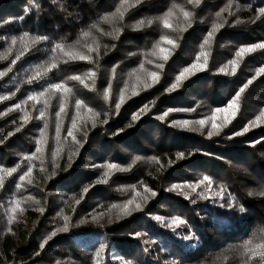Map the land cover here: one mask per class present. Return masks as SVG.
Instances as JSON below:
<instances>
[{"label": "trees", "instance_id": "1", "mask_svg": "<svg viewBox=\"0 0 264 264\" xmlns=\"http://www.w3.org/2000/svg\"><path fill=\"white\" fill-rule=\"evenodd\" d=\"M129 2L135 6L122 21H105L121 0H0V97H7L0 99V169L16 168L0 187V264H244L245 243L264 241V196L255 194L264 192V117L252 126L264 112V49L236 57L264 42V0ZM169 10L173 29L163 26ZM141 20L153 23L134 28ZM214 24L223 27L201 48ZM158 43L169 49L167 60ZM58 46L90 58L69 59ZM186 68L191 73L168 91ZM90 72L94 87L69 79ZM62 82L71 93L28 100ZM182 121L189 126L175 123ZM109 163L120 170L105 177ZM205 176L210 185L188 186ZM15 201L23 211L9 222ZM177 217L185 223L168 227Z\"/></svg>", "mask_w": 264, "mask_h": 264}, {"label": "snow or ice", "instance_id": "2", "mask_svg": "<svg viewBox=\"0 0 264 264\" xmlns=\"http://www.w3.org/2000/svg\"><path fill=\"white\" fill-rule=\"evenodd\" d=\"M136 3H139L140 0H135ZM189 3H193L194 5H199L201 3V0H189ZM135 4L133 3H130L129 0H121V3L119 5V7L117 8L116 12L110 14V15H106L104 17H102L103 20L105 21H112V20H123L124 19V14L125 12H127L129 10V8L131 7H134ZM37 7L38 9V6H35ZM175 7V6H174ZM232 7V4L231 2H229L228 4V8H231ZM226 9H222L221 12H218L216 15L217 16H220ZM260 13L261 14H264V9H260ZM229 14L231 15V12H229ZM174 15V13L172 12V10H169L168 13H166L165 15V18L163 19V26L165 28H168V29H173V24L169 22V18ZM190 16H191V13L188 12V11H183V17L185 20H189L190 19ZM153 21L149 20L147 22H145L144 20H141V21H138L135 25H133L134 28L136 29H140V28H143L146 26V24L150 25L152 24ZM223 27V24H214L212 29L208 32V35L207 37L205 38L203 44L201 45V48H203L205 45H207L210 41V39L213 37L214 33L216 31L219 30V28ZM119 29H116L115 30V35H119ZM109 35H111L112 33H108ZM83 35L85 37L89 36L90 33L88 32H85L83 33ZM163 42L168 44V45H171L172 47H175L176 46V42L172 39H168L167 37H163L162 38ZM13 44L16 43V40L13 39L12 41ZM33 43H35V41H33ZM88 47V51L89 52H92V51H96L95 48H92L90 46H87ZM58 48L61 50V51H64L63 47L62 46H58ZM264 49V42L262 43H258V44H255V45H251V46H248V47H241L237 53H236V57L237 58H242L246 53H251V52H254L256 49ZM155 49L158 50L159 53H164V55H162L160 58L163 59V60H167L168 59V53H169V49H165L163 47H160V44L158 43L156 46H155ZM154 50L152 52V55H157V51ZM23 53H21L22 55ZM64 55L66 57H68L69 59H81V60H84V59H89L90 57H87L85 55H82V54H79V53H74L73 51H64ZM200 55H204L206 57V53H201ZM17 59H19V57H17ZM197 59H199V56L197 57ZM13 63H15V61H13ZM149 63H151V61H149ZM229 64L232 66V71L235 72L236 70V66H237V60H233V61H230ZM206 66V64H205ZM52 68H55L56 65L55 64H52L51 65ZM141 67H143V65H141ZM157 67L159 68H163V64H159L157 65ZM196 66L195 65H192L191 68H195ZM191 68H186L184 69L177 77H176V80L175 82L170 86V88L168 89V91H172V90H175L176 88H178L182 81L186 78L185 74L186 73H191ZM50 70V69H48ZM221 72H226L228 71V67H225V68H221L220 69ZM259 72H264V68H261L259 70ZM259 72L257 74H259ZM4 75V73H0V76ZM43 75V73L41 72H37L36 73V77L35 78H39ZM95 75L96 73L95 72H90L87 74L86 77H81V76H71L69 77L70 80H73V81H77L80 85H83L84 87L86 88H89V87H94V78H95ZM150 76L152 78V81L153 83L157 82L158 79H159V76L156 72H152L150 73ZM88 80H91L93 81V83L91 85H89L86 81ZM248 83H251V81H249ZM145 87H150V85L148 84H145ZM247 87V84L240 89V91L237 93V96L236 98L230 102L229 104V107H233L236 105V100L239 98L240 94L244 91V89ZM47 92H51V94L55 95L56 93H63V94H69L72 92V88H69L65 83H58V84H54V85H50V88L49 89H46L45 92H41L39 93L38 95H31L28 97V100H33V101H37L39 102L40 98L41 97H44L45 94ZM124 92H125V89H122L121 90V95L119 96L118 98V102L116 103L115 107L117 109L120 108V105L124 102V99H125V95H124ZM136 93L133 92V95H135ZM111 96V86L109 85V87L107 89H105V92H104V98L105 100L109 99ZM0 99H7V97H0ZM45 103H47V101H45ZM75 105L77 108L81 107L83 105V101H80V100H76L75 101ZM16 108H19L20 106L19 105H16L15 106ZM147 107V106H145ZM60 111L61 112H64L65 109H64V106L61 105V108H60ZM89 112H92V109H88ZM143 111V110H142ZM169 111H172V110H169ZM216 112H222V111H225V109H216L215 110ZM44 115L43 112H41V117ZM59 115V113H58ZM95 115H99L98 113H96ZM168 113L165 112L161 117L160 119H164L165 116H167ZM261 117H264V112H261L260 116H258L256 118V121L252 123V126H256L258 123L261 122ZM139 116L138 115H134L133 116V120H136L138 119ZM25 120H27V117L25 118ZM213 120V123H212V127L215 128V129H218L219 126L217 124H215L214 120H215V117L213 116L212 118ZM207 122V120L205 119H202V120H199V121H196L195 123H198L200 124L201 126H203L205 123ZM175 123H178L180 126L182 127H188L190 122L189 121H182V122H175ZM73 127L75 128L76 127V124L75 122L73 123ZM248 129L246 128L245 131H247ZM214 133L213 132H209L208 135L211 136L213 135ZM68 135L72 136L73 133L71 131H69ZM73 139H75V137L73 136ZM41 151L40 148H37V152ZM32 158H35V154H33L32 157H25V159H32ZM184 158V153L183 152H180V153H177V159H183ZM106 168H107V171L104 173V176L107 177L109 176L112 172L116 171V170H120L119 169V166L116 165V164H113V163H109L106 165ZM16 172V168H13V169H10V170H5V169H0V173H3V175H0V187L3 186V179L5 176H12L13 173ZM31 174V168L28 169L27 172H25L23 175H21L19 177V179L21 181H24L27 177H29ZM31 182V181H29ZM102 183H106L107 180H102L101 181ZM212 182L210 180L209 177L205 176L203 177L202 180L198 181L196 183L195 186L193 185H188L189 187H193V190L195 191L196 188H199L200 185L202 184H208L210 185ZM23 185H18V187H22ZM178 188H182L181 185H173L172 186V189L171 190H176ZM84 191H87V189H85ZM221 197H223L224 195V189L221 188L219 193H218ZM254 193H249V195H253ZM257 195H262L264 196V192H260V193H255ZM153 196L156 195V193H152ZM207 198V197H205ZM145 199H147V197H145ZM134 204V201L133 200H129L127 201L126 204L123 205V207L120 208V212L123 214V215H129L130 214V206ZM231 206V205H230ZM141 207L140 204H135V209L136 210H139ZM17 211H23V208L20 207V202L19 201H15L14 202V206L12 207L11 209V212L13 213V215L10 217V221H13L16 219V216H15V213ZM41 211H43L41 209ZM240 211L243 212L244 211V208L241 207L240 208ZM103 215V214H101ZM95 219V218H94ZM155 219L157 221H163V218L157 216L155 217ZM185 223V221H183L181 218H174L173 220H171L169 223H168V227H173V226H179L181 224ZM58 231H67V226L65 225V227L63 229H58ZM56 233L54 232L52 235H55ZM139 235V234H137ZM51 237H49L50 239ZM187 238V237H186ZM47 241H45L44 243H46ZM41 247L43 248L44 247V244L42 243L41 244ZM244 247V255L246 256V260L244 261V264H253V261L254 260H257L259 259V264H264V241H262L261 243H257V244H253V241L252 240H249L245 243V245L243 246ZM103 251V245H101V248L100 250L97 251L96 255L97 257H99L101 255V252Z\"/></svg>", "mask_w": 264, "mask_h": 264}]
</instances>
